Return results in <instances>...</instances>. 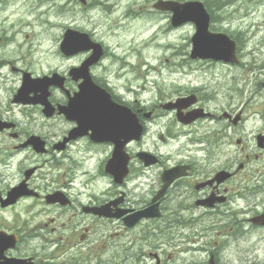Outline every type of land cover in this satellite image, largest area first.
Instances as JSON below:
<instances>
[{
  "label": "flooded vegetation",
  "instance_id": "1",
  "mask_svg": "<svg viewBox=\"0 0 264 264\" xmlns=\"http://www.w3.org/2000/svg\"><path fill=\"white\" fill-rule=\"evenodd\" d=\"M6 1L0 0V5ZM148 1L151 2V0ZM75 2L80 3L78 0H75ZM92 4L95 3L87 0L82 5L84 8H88ZM111 4L114 3L111 2L108 5ZM81 23L79 20L76 23H68L66 30L72 28L80 31L86 30L93 40L101 42L106 49L107 47L104 45L106 36H103L102 32L100 33L101 30L97 31L96 28L84 26ZM14 29V27L0 24V73H2L5 65L2 63L7 62L1 48L4 44L7 45L9 40L10 42L17 40L16 36L14 37ZM90 54L91 51L63 54L64 59L67 60V67L64 71H60V75L63 76L62 85L52 86L48 97L50 104L55 106L54 118H65V116L58 113V106L68 105L71 97L79 90V85L84 80L81 76L84 71L78 72L76 75H72L71 72L73 68L82 66ZM111 58L110 52L105 51L99 62L89 67L92 79L96 84L107 89L117 103L132 108L144 125V138H147L148 141L156 139L158 120L166 122L165 130L161 131L156 139L162 146V150L158 147L144 148L143 150L155 156V162L147 164L141 162L137 157L138 151L135 150L134 144L132 142L127 143L125 148L130 156V171L122 182H117L115 178L112 177L108 180L103 175L106 173L104 170L105 164L114 149L113 142H94L90 133H86L78 139L63 143L62 140L77 124L68 119L70 126L56 143H52L43 134L47 151L51 146L52 149L63 150L61 153H64L70 151L72 145L78 143L77 140L86 138L90 144L99 145L92 148L95 153L107 147V160L98 165V173L96 171L94 174L96 191L83 200L67 193V185L55 189V187L43 183L33 186L30 180V187L37 192L36 196L30 198H36L47 203L48 194L60 191L62 193L59 194H63L68 199L67 204H47L53 206V208L55 207L51 210L53 212L61 211L59 209L64 208L66 211H70V215H54L48 217V221L36 225L32 236L39 237L40 242L38 244L23 243L25 239L24 227L18 225L15 215H11V217L0 215V235L4 234L9 238V241L6 239L4 243L0 244V262H6L7 264L8 261L12 262L9 259L15 258L22 260V262L25 260L26 264H77L80 262L79 258L72 255V258L67 261V255L70 254L73 247L79 248V251L85 247L83 242L95 226L100 230V238H95V240L99 239L98 244L101 242V248H110L108 251L112 250V264H148V258L154 259L156 264H171L170 261L173 260L175 253L169 251V249L174 247L179 249L180 255L187 253L189 256H194L196 254L194 252H197V249L200 250L201 246L205 247L206 244L209 250L206 253L207 257L195 264H235L223 258V254L228 248L227 244H233L231 245L233 247L237 246L234 244L236 239L222 238L227 234L223 232L226 226L230 233L234 231L230 225L224 224L225 220L238 215V218L234 221L237 226L235 235L237 238H244L247 234V241L245 239L237 241L240 242L238 246L241 245V241H246L240 246V251L258 245L248 241L251 237H256L257 234L260 237V230H264V193H261L263 191L264 176L260 177L261 173L255 174L258 169L254 168L253 163V160L260 159L261 153L240 150L246 149V146H240L238 150H240L239 156L242 162L236 168L233 167L231 159L225 156L227 154L224 148L225 145L231 149L232 146H237V143L242 144L245 139V125L242 126V123L246 117L242 112L234 114L232 108L228 109L227 106L230 105V101L225 100L223 94L221 97L216 95L210 98V103L213 101L217 106L222 104L219 108L210 109V107L204 105L208 93L215 91L213 86L207 83L202 86L194 85L192 93L186 94L177 91L165 96L164 93L161 94L157 90V100L155 101L130 99L129 95L119 94L111 80L103 75ZM9 63L13 64L12 61ZM12 70L21 76L23 71L29 69L14 65ZM55 72L57 70L52 73ZM31 73L37 74L33 71ZM223 85L222 83L221 86ZM38 94L39 92H31L30 96L36 97ZM193 95H195L193 102L185 100L181 105L167 106L168 103H174L181 97H192ZM222 97L223 100L220 101ZM14 105H18L22 109L32 108L35 114H39L42 119H47L44 114V107L41 104L27 103L21 105L14 102ZM197 110L202 113L201 116L189 121H183L182 118H179L180 114L183 117H190L191 113ZM8 118L14 122V128L3 129L0 134L9 136L15 151L21 152L25 148L32 149L31 146L26 144V141L34 132H25L22 129V124L25 125L23 121H21V124L14 117L0 116V120L3 121H7ZM249 129L251 130V127ZM195 135L198 137H195ZM259 135L264 136V126L255 134L258 146H260ZM144 142L147 141L144 139ZM70 145L71 148L67 149ZM167 146H169L170 151L165 149ZM260 149H264V141ZM6 153L5 147H1L0 158L5 156L7 158L9 155L7 156ZM141 173L147 174V177L150 178L147 183L143 181L130 182L133 177ZM81 178L85 180L86 176L82 175ZM20 179L23 180L24 175ZM105 180H108V182L106 183ZM2 186L0 180L1 199L7 196L9 189L12 187L7 189ZM23 199L25 198L21 197L16 203L6 207L1 206L0 200V210L11 208ZM153 203L158 204L159 215H161L160 226L153 227L151 219L148 218L139 219L138 221L132 220L137 211L143 210ZM100 207L103 209L106 207L107 212H102L101 215L90 212V210L93 211ZM206 220L213 221V224L219 221V224L205 229L209 231L208 233L192 232L198 221L202 225V221ZM248 224L251 225V229L241 228L242 225L247 226ZM211 228H218L220 232H213ZM256 230L257 232L253 234V231ZM13 235L16 236V239ZM120 235L124 236L121 243ZM196 236L198 237L195 238ZM214 236L218 239L211 241ZM219 238H221L222 249L218 253ZM260 241H258L259 244ZM186 244L188 245L185 246ZM38 248L46 251L45 257L40 256ZM28 249H31V252H28ZM184 250L188 251L185 252ZM245 264H264V260L262 263L249 261Z\"/></svg>",
  "mask_w": 264,
  "mask_h": 264
},
{
  "label": "rangeland",
  "instance_id": "2",
  "mask_svg": "<svg viewBox=\"0 0 264 264\" xmlns=\"http://www.w3.org/2000/svg\"><path fill=\"white\" fill-rule=\"evenodd\" d=\"M102 1L107 3L112 1L114 4L105 6L100 4V0H91V3L95 4L84 8L75 0L45 2L43 0H7L0 5V24L15 28L14 37L16 36L22 45L17 49H22L25 44L28 45L26 50L23 48L22 51L14 53L9 40L7 45L4 44L1 48L7 62L2 63L5 65L0 73V92L1 95L3 94L2 98L0 95V116L16 117L21 124V121L25 122V125L22 124L25 132H34L42 137L45 134L52 143L60 140L70 126L65 118L42 119L39 114L33 112L32 108L22 109L12 103V94L21 83V76L14 72L12 67L18 65L20 68L39 74L55 71V69L64 71L67 67V60L64 59L62 53L60 54L59 45L67 24L76 23L79 20L84 26L96 28L97 31L101 30L100 33L106 36L105 41L110 50L117 52L118 56L113 55V58L108 61L105 75L111 79L112 83H118L119 89L123 93H128L126 95L130 98L136 96L140 98V101L145 99L155 101L157 90L165 96L177 91L186 94L192 93L194 85L215 84L217 86L214 88L215 91L208 93L204 105L210 109L219 108L222 104L217 106L213 101L210 103V98L216 95L221 97L223 94L224 99L230 101L227 108H232L234 114L242 112L246 117L242 123V126L245 125V139L242 144L237 143V146L234 145L231 149L225 145L227 152L225 156L231 159L233 167L236 168L242 162L239 156L240 150L261 153L260 159L253 160V163L254 168L258 169L255 174L261 173L260 177L264 176V149H260L255 140V134L264 126V87L262 86L264 83V0H220L222 4L219 8L211 6L212 14L217 17L212 22L215 30L226 32L232 37H239L241 42L239 44L240 62L225 66L214 61H192L188 53L191 49L190 38L195 32V27L188 24L173 27L166 13L152 12L153 8L147 5L150 3L152 5L157 0H151V2L132 0L137 1L139 5L131 8L126 5L127 0ZM40 10H45V13L41 15ZM155 16L161 17L160 20ZM10 61L13 62L12 65ZM222 83L223 86H221ZM222 100L223 97L220 101ZM165 124V121L158 120L156 139L158 134L165 130ZM195 137L198 136L195 135ZM143 139L147 142L133 143L136 151L146 147H158L162 150V146L156 139L152 141H148L147 138ZM77 141L78 143H74L70 151L64 153L52 149L51 146L46 153H37L28 148L20 152L13 149L9 136L0 134V148L5 147L6 154L9 155L7 158L6 156L0 158L2 187L9 189L17 185L22 181L20 177L24 175L27 168L36 167L31 177L33 186L43 183L60 189L67 185V193L83 200L96 191L94 169L98 173L97 167L107 159L108 149L106 147L105 150L95 153L91 148L93 145L86 138ZM240 146H246V149L238 150ZM70 148L71 145L67 149ZM165 149L170 151L169 146ZM99 171L102 174L100 169ZM82 175L86 176L85 180H82ZM103 175L108 180L112 178L106 173ZM108 180L105 182L107 183ZM149 180L147 174L141 173L133 177L130 182L147 183ZM262 188L261 193H264V185ZM54 208L44 201L28 197L11 208L0 210V215L8 217L15 215L18 225L24 227L23 243L38 244L39 237L32 236L36 225L48 221L47 218L54 215H70V211L64 208L59 209L61 211L58 212L51 211ZM237 218L238 215H235L225 220L224 224L230 225L234 231L230 233L226 226L223 232L227 234L222 238L236 239L234 244L238 246L240 242L237 241L241 239L247 241V234L244 238L236 237L237 226L234 221ZM160 222L161 220L151 221L152 225L159 226ZM217 224L219 221L213 224V221L206 220L202 221V225L198 221L192 232L208 233L209 231L205 229ZM245 227L251 229L250 224L241 226V228ZM218 228L211 229L213 232H220ZM255 232L257 230L253 231V234ZM260 232V237L257 234L248 241L258 245L243 251H240V246L246 241H241L238 247L225 243L228 248L223 258L235 264H245L249 261L262 263L264 260V230ZM95 238H100V230L94 226L83 242L85 247L81 251L73 247L67 255V261L75 255L80 259L77 264L82 262V264H112V250L101 248V242L98 244L99 239L95 240ZM123 239L124 236L120 235V243ZM215 239L218 238L214 236L211 241ZM220 239L218 240L220 241L217 247L218 253L222 249ZM259 240H261L260 244ZM38 250L41 257L46 256L45 250L41 248ZM27 251L31 252V249ZM169 251L175 253L173 260L170 261L171 264H195L204 260L209 250L206 244L205 247L201 246L200 250L197 249L194 256H189L187 253L180 255L179 249L174 247ZM148 259V264H156L154 259Z\"/></svg>",
  "mask_w": 264,
  "mask_h": 264
},
{
  "label": "water",
  "instance_id": "3",
  "mask_svg": "<svg viewBox=\"0 0 264 264\" xmlns=\"http://www.w3.org/2000/svg\"><path fill=\"white\" fill-rule=\"evenodd\" d=\"M181 6L184 7L183 17H181L179 14L176 15L177 12L176 8H174V5L171 6V9L175 11V17H174L175 24L188 20H193L196 21L198 26V32L193 37L194 49L192 51V56L202 57V58H213V59H219V60H225L231 62L236 61L235 43L228 40L227 37L222 34H212L208 31L209 15L205 10L203 4L200 2H188ZM164 7L166 6L164 5ZM90 46L91 45H89V47ZM97 46L98 47L95 48L94 59H92L93 61L96 60L102 53L100 46L99 45ZM62 48L63 50H65L66 48L65 40L62 44ZM67 49H68V43H67ZM49 79L52 78L44 77V78L32 79L30 76L26 75L24 77L23 86L20 88L16 96V100L17 101L23 100L25 102L27 100L26 99L27 93H29L32 89L36 88L43 93L42 99H36V100L47 104L46 89L50 85ZM81 88H82L81 92L77 94L76 101L71 104L70 111H68L67 113L66 111L67 109H63V111L68 115H71L72 117L77 116L79 120L83 117L85 119V117L91 115V112H93L96 109V103L98 102L99 99L96 90H94V85L91 81L85 82L81 86ZM77 112L79 113V115H77ZM84 119H82V124L84 123ZM33 141L37 146L38 150H43L42 148L43 143L40 141L39 137H33ZM119 167L121 169V172L123 173L125 167L122 162L119 163ZM31 172L32 171L27 172V175H29ZM28 193L30 192L26 190V184L23 183L19 187L15 188L10 193V195L12 197V200H14L18 196L23 194L25 195Z\"/></svg>",
  "mask_w": 264,
  "mask_h": 264
},
{
  "label": "trees",
  "instance_id": "4",
  "mask_svg": "<svg viewBox=\"0 0 264 264\" xmlns=\"http://www.w3.org/2000/svg\"><path fill=\"white\" fill-rule=\"evenodd\" d=\"M218 2H220V0H215V1H214L215 4H218Z\"/></svg>",
  "mask_w": 264,
  "mask_h": 264
},
{
  "label": "bare ground",
  "instance_id": "5",
  "mask_svg": "<svg viewBox=\"0 0 264 264\" xmlns=\"http://www.w3.org/2000/svg\"><path fill=\"white\" fill-rule=\"evenodd\" d=\"M249 20V19H248Z\"/></svg>",
  "mask_w": 264,
  "mask_h": 264
}]
</instances>
